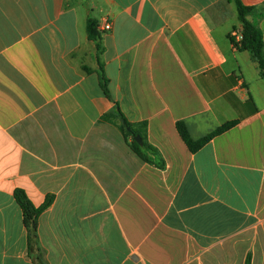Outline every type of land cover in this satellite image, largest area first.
<instances>
[{
	"label": "crops",
	"instance_id": "0c3cea01",
	"mask_svg": "<svg viewBox=\"0 0 264 264\" xmlns=\"http://www.w3.org/2000/svg\"><path fill=\"white\" fill-rule=\"evenodd\" d=\"M241 2L264 38V0ZM237 27L233 0H0V264H40L17 189L54 198L42 264H264V78ZM116 103L163 168L105 119ZM179 122L234 125L192 152Z\"/></svg>",
	"mask_w": 264,
	"mask_h": 264
},
{
	"label": "trees",
	"instance_id": "16d2710c",
	"mask_svg": "<svg viewBox=\"0 0 264 264\" xmlns=\"http://www.w3.org/2000/svg\"><path fill=\"white\" fill-rule=\"evenodd\" d=\"M236 4L237 11H238V20H239V27L235 28V30H239L242 34V40L240 42H236L235 39H231L232 43L236 47L237 50L243 52H250L254 61L258 65L259 72L262 78H264V38L262 30L258 23L252 21L250 16H252L256 12V8L245 6L241 0H233ZM264 16V13H262ZM87 31L90 37V40L95 43L97 51H101V46L98 43L100 34L98 31V23L95 20L89 19L87 22ZM99 77H100V84L105 93V95L110 98V90L108 86V79L105 74V70L99 61ZM111 118L119 119L118 121L120 124L118 128L126 137V139L131 138V146L134 152L144 161L161 167H164V161L160 164L151 161L148 155L157 153V150L150 146L146 141V134L143 129H138L133 124L129 123L120 108L118 103L115 104V113L109 116H106L105 119L111 120ZM234 125V123H229L214 133L195 140L190 135V132L185 123L179 122L177 124L178 131L186 143V145L190 148L192 152H196L200 150L203 146H205L215 135L225 131L229 127ZM131 128V131L128 130ZM140 135L144 141L143 146H140L135 140L134 136ZM15 199L19 204L22 213H23V220L24 224L28 230V252L29 256L34 259L37 263L42 264V256H41V245L38 239V224L39 218L53 203V196H48L45 200L44 204L40 207H35L31 201L28 199L26 193L21 190L17 189L15 191ZM246 264H250V257H248Z\"/></svg>",
	"mask_w": 264,
	"mask_h": 264
},
{
	"label": "built area",
	"instance_id": "2783aa9c",
	"mask_svg": "<svg viewBox=\"0 0 264 264\" xmlns=\"http://www.w3.org/2000/svg\"><path fill=\"white\" fill-rule=\"evenodd\" d=\"M111 28H112V25L106 21L104 24H102L103 31H110ZM230 37L235 39L236 42H240L242 40V34L239 30H233L230 34Z\"/></svg>",
	"mask_w": 264,
	"mask_h": 264
},
{
	"label": "water",
	"instance_id": "95a60500",
	"mask_svg": "<svg viewBox=\"0 0 264 264\" xmlns=\"http://www.w3.org/2000/svg\"><path fill=\"white\" fill-rule=\"evenodd\" d=\"M129 131H131V128H128ZM134 140L140 145L143 146L144 142L140 135H135Z\"/></svg>",
	"mask_w": 264,
	"mask_h": 264
}]
</instances>
